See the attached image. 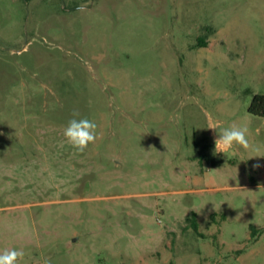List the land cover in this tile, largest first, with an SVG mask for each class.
I'll return each mask as SVG.
<instances>
[{
  "label": "rangeland",
  "instance_id": "374dc122",
  "mask_svg": "<svg viewBox=\"0 0 264 264\" xmlns=\"http://www.w3.org/2000/svg\"><path fill=\"white\" fill-rule=\"evenodd\" d=\"M256 94L264 0H0V252L264 264V157L214 143L236 123L264 149ZM74 109L98 125L83 153Z\"/></svg>",
  "mask_w": 264,
  "mask_h": 264
},
{
  "label": "clouds",
  "instance_id": "9594fccd",
  "mask_svg": "<svg viewBox=\"0 0 264 264\" xmlns=\"http://www.w3.org/2000/svg\"><path fill=\"white\" fill-rule=\"evenodd\" d=\"M98 125L95 121L86 117H81L79 110L72 111V118L68 121L63 129L64 141L77 152L83 153L89 145L95 144L98 139ZM214 129V128H211ZM249 129L246 126L236 123L229 127L223 128L218 138L214 141L216 153H227L239 146L246 151H253L256 153L253 157H264V149L260 146H253L249 140ZM249 158V159H250ZM254 169L261 167L259 163L252 165ZM25 256V252L20 249H5L0 252V264H18Z\"/></svg>",
  "mask_w": 264,
  "mask_h": 264
},
{
  "label": "trees",
  "instance_id": "16d2710c",
  "mask_svg": "<svg viewBox=\"0 0 264 264\" xmlns=\"http://www.w3.org/2000/svg\"><path fill=\"white\" fill-rule=\"evenodd\" d=\"M249 113L255 116L263 117L264 116V94H256L253 97L251 105L249 107ZM212 218L216 217L215 214L211 215ZM225 219V216H223ZM189 221V228L193 229L194 231H199V222L198 216L195 212H192L191 215L188 217ZM252 228V234L255 235L258 232L256 227Z\"/></svg>",
  "mask_w": 264,
  "mask_h": 264
}]
</instances>
